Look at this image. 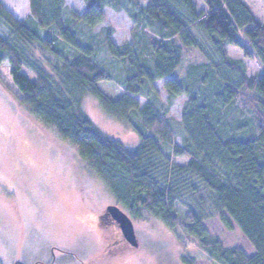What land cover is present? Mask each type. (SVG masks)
Here are the masks:
<instances>
[{
	"label": "trees",
	"instance_id": "16d2710c",
	"mask_svg": "<svg viewBox=\"0 0 264 264\" xmlns=\"http://www.w3.org/2000/svg\"><path fill=\"white\" fill-rule=\"evenodd\" d=\"M27 1L22 20L0 2V64L13 88L1 75L0 83L19 107L75 151L131 220H160L194 241L208 264H264V23L242 0H200L206 12L192 0H82L81 13L66 0ZM106 7L130 19L129 42H113ZM227 46L258 69L249 75ZM102 56L121 67L119 86ZM182 95L180 119H168ZM86 96L130 127L134 148L95 127L81 109ZM197 185L252 254L209 234Z\"/></svg>",
	"mask_w": 264,
	"mask_h": 264
},
{
	"label": "rangeland",
	"instance_id": "374dc122",
	"mask_svg": "<svg viewBox=\"0 0 264 264\" xmlns=\"http://www.w3.org/2000/svg\"><path fill=\"white\" fill-rule=\"evenodd\" d=\"M242 1L264 23L263 1ZM0 2L18 20L29 12L27 0ZM192 2L198 11H207L200 0ZM66 3L78 13L84 10L82 0ZM105 13L104 25L113 28V42L117 45L129 42L128 16L108 7ZM205 46L218 60L213 49L207 43ZM226 50L231 58L246 64L249 75L258 69L256 61L244 57L238 49L227 46ZM102 66L111 75L113 86H119L121 67L105 57ZM0 75L4 84L13 88L6 63L0 64ZM164 82H155L162 102H166ZM4 84L0 83V264H208L194 241L180 239V232L170 231L152 217L132 220L136 247L123 241L111 243L115 236L108 238L97 217L106 212V206L116 205L113 196L70 146L56 140L19 107ZM136 99L145 103L142 97ZM186 100L185 95L176 99L167 118L179 120ZM81 109L103 135L121 141L128 148L137 145L138 138L130 127L105 113L91 96L82 100ZM176 162L183 165L185 160ZM197 187L206 215L203 223L209 234L226 248L252 254L253 249L238 229L220 222L212 201ZM186 204L192 206L190 202ZM183 215L185 210L180 209V217Z\"/></svg>",
	"mask_w": 264,
	"mask_h": 264
},
{
	"label": "water",
	"instance_id": "95a60500",
	"mask_svg": "<svg viewBox=\"0 0 264 264\" xmlns=\"http://www.w3.org/2000/svg\"><path fill=\"white\" fill-rule=\"evenodd\" d=\"M106 213L119 225L124 239L133 247L137 246L131 218L117 205L106 207Z\"/></svg>",
	"mask_w": 264,
	"mask_h": 264
},
{
	"label": "flooded vegetation",
	"instance_id": "af4514ba",
	"mask_svg": "<svg viewBox=\"0 0 264 264\" xmlns=\"http://www.w3.org/2000/svg\"><path fill=\"white\" fill-rule=\"evenodd\" d=\"M97 219H98L99 223L102 225V226L101 225L100 226L106 231V233L109 234V235H107L108 238H109L110 235L111 236H115L113 240H110L111 243H113L115 241H123V243H125L126 245L131 246L124 239V237L122 235V232H121V230L119 228V225L106 212H104L103 215L98 216Z\"/></svg>",
	"mask_w": 264,
	"mask_h": 264
}]
</instances>
